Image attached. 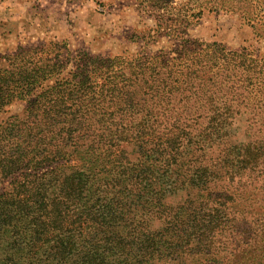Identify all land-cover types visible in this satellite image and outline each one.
<instances>
[{
    "label": "trees",
    "instance_id": "16d2710c",
    "mask_svg": "<svg viewBox=\"0 0 264 264\" xmlns=\"http://www.w3.org/2000/svg\"><path fill=\"white\" fill-rule=\"evenodd\" d=\"M149 1L165 13L134 54L0 60V264L263 261L264 55L185 34L211 6L264 40V0Z\"/></svg>",
    "mask_w": 264,
    "mask_h": 264
},
{
    "label": "rangeland",
    "instance_id": "374dc122",
    "mask_svg": "<svg viewBox=\"0 0 264 264\" xmlns=\"http://www.w3.org/2000/svg\"><path fill=\"white\" fill-rule=\"evenodd\" d=\"M180 2L172 0L171 5L178 7ZM150 5L149 0H0V60L19 46H38L51 40L67 41L73 54L80 50L93 55L134 54L139 48L138 36L144 34L149 39L145 29L156 27L158 15L165 13ZM210 7L192 17L186 37L264 55V40L255 39L247 21L233 11ZM168 11L177 13L179 9L170 6ZM155 39L151 45L154 51L171 48L174 43V38L166 36ZM25 106L24 101L6 106L3 118L20 114ZM12 179L0 174V193L11 188ZM262 260L260 264L264 257Z\"/></svg>",
    "mask_w": 264,
    "mask_h": 264
}]
</instances>
